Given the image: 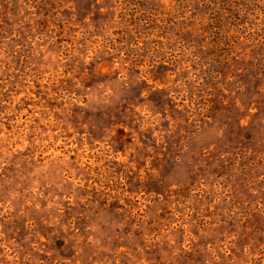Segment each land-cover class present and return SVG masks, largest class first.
<instances>
[{
  "label": "rangeland",
  "instance_id": "obj_1",
  "mask_svg": "<svg viewBox=\"0 0 264 264\" xmlns=\"http://www.w3.org/2000/svg\"><path fill=\"white\" fill-rule=\"evenodd\" d=\"M157 260L264 264V0H0V264Z\"/></svg>",
  "mask_w": 264,
  "mask_h": 264
},
{
  "label": "trees",
  "instance_id": "obj_2",
  "mask_svg": "<svg viewBox=\"0 0 264 264\" xmlns=\"http://www.w3.org/2000/svg\"><path fill=\"white\" fill-rule=\"evenodd\" d=\"M243 40H240L239 38L236 40V41H232L233 42H242ZM224 46V45H223ZM223 49V48H222ZM145 231V230H144ZM143 233V232H142ZM145 233V232H144ZM142 240L146 241V238H142ZM151 243V242H150ZM150 246H152V244H148V245H145V248H149ZM156 263H159V264H163L160 260H157ZM167 264H170L169 261L167 262Z\"/></svg>",
  "mask_w": 264,
  "mask_h": 264
}]
</instances>
